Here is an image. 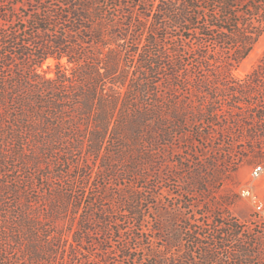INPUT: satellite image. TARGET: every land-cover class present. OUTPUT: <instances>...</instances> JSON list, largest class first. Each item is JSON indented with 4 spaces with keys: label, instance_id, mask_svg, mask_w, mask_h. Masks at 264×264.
I'll return each instance as SVG.
<instances>
[{
    "label": "trees",
    "instance_id": "trees-1",
    "mask_svg": "<svg viewBox=\"0 0 264 264\" xmlns=\"http://www.w3.org/2000/svg\"><path fill=\"white\" fill-rule=\"evenodd\" d=\"M263 33L264 0H0V264L10 259L13 245L26 252L15 258L22 264H47L50 258L51 264H83L97 223L107 225L112 236H130L120 247L122 256L145 248L144 238L158 250L177 246L179 236L154 246L159 229L145 227L144 199L137 192L123 205L136 225L123 229L112 218L114 207L100 205L109 199L94 195L102 190L97 181L122 173L146 178L144 171L157 170L155 149L172 143L178 136L174 129L189 123V111L175 109L172 101L173 74L184 56L194 52L211 61L218 56L208 50L214 45L222 56L231 51L239 64ZM49 59L56 62L53 77L41 72ZM209 89L199 83L191 92L202 96ZM223 93L249 99L233 107L243 103L239 112L264 123V57ZM217 104L204 101L192 121L218 127L238 122ZM260 125L248 137L249 153L264 150L253 143L263 131ZM7 171L18 176L4 181ZM193 180L199 185L206 177L197 171ZM37 185L47 188L49 218L67 216L68 227L44 228L36 207L42 196L31 193ZM222 206L217 212L219 205L212 204V221L193 231L187 219L181 222L180 232L184 237L191 232L200 257L207 251L260 249L255 239L240 237L260 232L231 217V201ZM98 246L107 259L108 248Z\"/></svg>",
    "mask_w": 264,
    "mask_h": 264
},
{
    "label": "rangeland",
    "instance_id": "rangeland-1",
    "mask_svg": "<svg viewBox=\"0 0 264 264\" xmlns=\"http://www.w3.org/2000/svg\"><path fill=\"white\" fill-rule=\"evenodd\" d=\"M159 35L161 36L162 33ZM171 35H176V33L169 34V37ZM144 38L145 36L141 37L140 43ZM208 50L211 54L216 53L218 56L211 61H203L197 58L194 52H189L180 60L182 63L177 67L176 73L173 74V81L171 80L173 107L177 110L185 107L189 111V123L183 128L174 129V133L178 136L174 137L172 143L168 146L159 144L155 149L157 170L144 171L145 174H148L146 178L126 177L122 173L123 176L114 175L106 180L100 179L97 181V185L102 190L96 189L94 192V195H98L100 198L109 199L107 202L105 200L100 202V205L113 206L112 218L128 231L132 230L136 224L131 217H125L123 205L125 197L130 193L137 192L144 199L141 201V208L147 217V222L144 223L145 227L149 223V225L159 229L153 241L154 246L165 244L168 239L171 240L175 236H179L177 246L170 250L164 248L158 250V248H151L148 240L144 238L143 245L145 248H133L134 250L129 251L131 255L122 256L119 254L120 247L127 245L130 236L127 233L112 236L111 231L106 229L107 225L97 223L92 228L94 245L85 247L87 252L85 259L83 257L81 259L83 264H195L197 262L211 264L210 259L200 257L199 253L202 251L195 250L196 248L193 247L190 238L191 232L187 237H184L180 228L181 222L186 221V219L191 225L192 231L195 226L204 221L211 222L213 216L210 211L214 209L212 204L215 203L219 205L217 212H221L224 211L222 204L231 201V206L228 209L231 217L242 223L243 228L250 227L251 205L239 195L238 191L248 179L254 165L264 161V150L255 153L247 151L248 137L256 131L254 127H258L260 124L257 123V118L248 116L250 115L248 111L243 113L238 111L237 108L244 107L243 103L233 107L234 102L245 103L249 99L232 97L223 91L225 85L233 84V80L235 81L236 78L243 79L261 62L264 57V33L249 55L239 64L233 63L231 60V51H227L228 54L222 56L219 54L220 50L214 45H209ZM65 62L66 60L63 59L62 63L65 64ZM55 63L53 59H49L41 72H45L48 77H53ZM230 63H232V67L229 66ZM180 74L182 77L178 78ZM226 77L231 79L227 80ZM199 83L206 84L211 88L206 92V95L195 96L192 94V87ZM253 95L256 99L263 100L262 95H257V93ZM204 101L218 103L220 109L237 115L238 122L231 120L219 127L217 124L212 125L207 121L202 124L195 123L192 121L193 116L203 108ZM248 118L254 121H248ZM260 127H263V131L261 134L258 132L260 136L257 139L254 138L253 143L257 146L262 144L261 146L264 147V123ZM182 133L184 138L180 139ZM205 136H208V139H204ZM229 150H233V153L229 154ZM197 171L206 177L203 184L198 185L193 180ZM2 175L4 181H11L13 177L18 176V173L7 171L3 172ZM32 191L31 193L34 195L39 193L42 196L41 200L36 203V207L43 212L39 215L43 219L44 228L50 232H55V223L60 230L68 227L71 221L67 216L58 217L54 221L49 218L47 198L43 196L47 193V188L37 185ZM201 236H204L203 233ZM247 236L250 235L243 234L240 237L245 241ZM5 243L7 246V242ZM99 243L108 248L109 257L107 259L103 255L107 253L100 250ZM131 246L139 247L135 241L131 242ZM10 247L12 256L4 263L22 264L23 260L17 261L15 258L26 254L24 248L19 245ZM259 248L264 249V245L259 246ZM151 252L156 254L150 255ZM179 252L180 254L181 252L187 253V257H180L181 255L177 254ZM47 264H51V258ZM68 264L73 263L68 262Z\"/></svg>",
    "mask_w": 264,
    "mask_h": 264
},
{
    "label": "built area",
    "instance_id": "built-area-1",
    "mask_svg": "<svg viewBox=\"0 0 264 264\" xmlns=\"http://www.w3.org/2000/svg\"><path fill=\"white\" fill-rule=\"evenodd\" d=\"M239 195L251 205L250 222L260 234L250 235L254 245H264V161L254 165L248 179L238 191ZM260 239V244H259ZM218 261L211 264H264V249L252 251H219ZM204 258V256H203ZM202 264V263H201Z\"/></svg>",
    "mask_w": 264,
    "mask_h": 264
},
{
    "label": "flooded vegetation",
    "instance_id": "flooded-vegetation-1",
    "mask_svg": "<svg viewBox=\"0 0 264 264\" xmlns=\"http://www.w3.org/2000/svg\"><path fill=\"white\" fill-rule=\"evenodd\" d=\"M204 259H210L211 261H218L220 257L219 251H207L203 252Z\"/></svg>",
    "mask_w": 264,
    "mask_h": 264
}]
</instances>
